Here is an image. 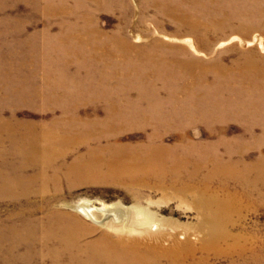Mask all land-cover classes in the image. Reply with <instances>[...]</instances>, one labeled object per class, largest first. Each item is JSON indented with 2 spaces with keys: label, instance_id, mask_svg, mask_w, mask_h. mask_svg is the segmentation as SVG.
Instances as JSON below:
<instances>
[{
  "label": "rangeland",
  "instance_id": "374dc122",
  "mask_svg": "<svg viewBox=\"0 0 264 264\" xmlns=\"http://www.w3.org/2000/svg\"><path fill=\"white\" fill-rule=\"evenodd\" d=\"M74 3L86 15H80ZM192 22L201 25L194 34ZM93 29L106 34L100 40ZM119 39L130 55L136 54L134 60L126 61L123 49L111 48V41ZM151 44L159 47L148 51ZM96 45V54L91 55ZM146 53L160 59L148 64ZM253 62L261 71L255 77L248 65ZM202 68L205 78L199 72ZM142 112L153 115L141 118ZM152 132L163 134L160 141L168 145L179 143L181 135L205 144L210 163L216 162L214 152L222 159L242 157L246 162L264 154V0H0L1 171L15 173L17 144L35 151L42 145L45 152L60 149L64 155L38 159L70 171L69 165L85 154L87 146L118 134L122 143L144 141ZM102 145L101 151H109V142ZM109 155L104 159L108 161ZM210 168L200 174L210 173ZM53 177L40 178L41 183L26 181L29 187H41L40 194L29 198L0 194V264L57 261L37 239L40 227L34 234L23 227L47 213L44 196L53 197L52 209L71 213H75L71 205L80 202L117 204L126 213L132 211L137 221L144 217L139 208L147 207L156 218L171 222L176 232L185 225L196 229L201 217L197 205L180 201L171 185L159 191L71 173L58 175L55 191ZM221 180L229 191L239 189L235 179ZM210 188L223 195L217 182ZM75 214L90 227L75 248L86 245L89 252H72L65 260L110 264V257L89 244L96 245L106 231L113 239L118 233L111 223L96 224ZM230 216L228 231L252 241L254 251L240 259L237 252L226 250L233 245L228 240L223 249L206 253L208 263L253 264L254 256L264 259V201L245 202ZM64 227L74 231L70 225ZM161 228L171 230L167 224ZM201 237L202 233L191 237L194 259L205 255Z\"/></svg>",
  "mask_w": 264,
  "mask_h": 264
},
{
  "label": "bare ground",
  "instance_id": "6f19581e",
  "mask_svg": "<svg viewBox=\"0 0 264 264\" xmlns=\"http://www.w3.org/2000/svg\"><path fill=\"white\" fill-rule=\"evenodd\" d=\"M73 8L80 15H86L78 4L74 3ZM54 11L57 9L54 8ZM192 24L193 27L190 30L194 34L197 30L195 28L201 27V25L200 22H192ZM72 26L76 31H79V25L73 24ZM83 29L86 30V27ZM93 33L100 40L103 38V34H106L99 29H93ZM62 36L66 42H69L65 32ZM113 47L123 49L122 57L128 62L129 59L134 60L136 57V54L130 55L129 48L121 39L111 41V48ZM156 47L159 46L151 44L148 51L156 50ZM176 48L183 52L182 48ZM96 51L97 45L90 51V54L95 55ZM249 54L244 55L249 56ZM144 58L148 64L160 59L154 53H146ZM104 60L109 61L108 56H105ZM185 63L190 66L191 60L188 59ZM248 65L253 77L261 73L255 62ZM201 66L205 68L206 64H201ZM204 68L199 69L202 78L208 76L203 75ZM217 73L220 74V69ZM157 114L159 113H155V115ZM151 115L153 114L144 112L138 114L141 118ZM126 117L130 118V114ZM255 122L254 120L252 123ZM118 135L101 140L100 143H95L93 146H87L85 154L78 158L74 164L69 165H72L69 168L70 171H63L59 166L50 165L47 160L38 159L46 157V155H64L60 149L45 152V146L42 145L40 148L36 147L37 151H35L30 146L17 144L14 153L18 159L13 169L15 173L0 170V194H15V198H29L34 194H40L41 187L32 188L25 182L41 183L40 178L48 176H54V188L55 191H58V175L62 174V176L67 177L71 173H76L84 178H110L121 183L123 181L127 186L134 185L135 187L140 186L159 191L167 185H171L169 187H173L178 192L177 197L180 201L197 205L199 208L201 217L196 224V229L191 230L188 225H185L176 232L177 228L170 224L171 222H163L156 218L147 207L139 208V211L144 215L139 221L134 219L131 210V212L126 213L117 204L95 206L89 205L87 202H80L71 205V208L75 213H79L96 224L111 223L114 231L118 233V237L113 239L110 233L106 231L101 233L99 241H96L97 246L89 244L97 253L110 257L112 259L110 264H209L206 253L212 248L223 249V243L228 240H231L233 245H230L226 250H232L229 251L230 253L237 252L240 259L248 250L254 251L251 245L252 241L247 242L241 235L231 234L228 231V226L233 221L230 214L239 210V206L242 207L245 202L264 201V154L262 151L253 162H246L242 157L237 160H230L231 158L228 159V157L222 159L221 155L214 152L216 162L210 163L209 157L206 156L208 155L206 145L191 140L186 141L184 135L178 136L179 143L171 145L162 143L160 139H162L163 134L158 132L147 135L144 141L126 143L119 142ZM50 138H54V135L50 134ZM103 141L111 144L109 151H101L102 146H104L102 145ZM226 146V152L230 153L232 150L229 145ZM131 152L135 153L129 154ZM108 153L111 155L108 156L109 160L107 161L104 158ZM74 155L77 156L76 151ZM207 166H211L210 173L200 174L202 169L207 168ZM30 169L33 171H30L29 174ZM100 169H104L102 171L105 175ZM221 177L235 179L239 189L234 190V192L229 191L226 181L221 180ZM213 182H217L218 187L222 190V196L210 188ZM254 192H259V194L253 197ZM52 198L49 196L42 197L43 209L47 210L42 219L34 221L28 227L27 225L22 226L29 230V234L30 232L34 234L35 230L40 227L37 239L42 240L41 244L44 246L42 248L49 250L47 255L57 259L55 263L45 259L48 261L47 264H88V262L76 260V258L66 261L65 256L72 254V252L79 255L89 252L86 245L75 248L77 247L75 243L85 237L84 229L90 231V227L75 213L52 209L49 206ZM64 224L70 225L69 228L74 231H66ZM166 224L171 227L170 231L163 230V228L159 229L160 226ZM198 233L203 235L200 247L205 255L194 259L196 249L191 237H195ZM92 260L94 261L93 258ZM251 260L253 264H264V259L256 256ZM97 263L99 264V262ZM91 264H95V261ZM240 264L247 263L241 262Z\"/></svg>",
  "mask_w": 264,
  "mask_h": 264
}]
</instances>
